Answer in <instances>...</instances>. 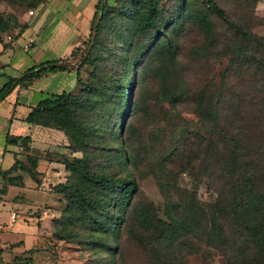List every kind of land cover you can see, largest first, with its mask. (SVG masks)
Returning a JSON list of instances; mask_svg holds the SVG:
<instances>
[{"label":"rangeland","instance_id":"374dc122","mask_svg":"<svg viewBox=\"0 0 264 264\" xmlns=\"http://www.w3.org/2000/svg\"><path fill=\"white\" fill-rule=\"evenodd\" d=\"M105 1L109 14L93 44L88 42V36L96 0H38L33 7H25L23 1H19L20 6H16L13 1L0 0V21H7L12 26V17H16L17 23L26 27H14L1 32L0 42L5 48L16 47L17 52L22 51L21 56L24 54L30 60H35L34 53L41 51L42 55L39 53L37 57L40 61L43 60L40 56L45 55L50 59H65L72 65V68L64 72H55L58 73L55 78H48L45 74L37 79L35 82L38 85L46 84L47 87H42L41 93L28 97L26 102L31 104L38 97L49 95L45 98H50L62 91L80 97L90 93L91 98L98 102L99 110L80 111L84 107L78 106L75 107L76 116L80 117L82 123L98 130L97 135L89 134L87 140L86 153L90 165L111 176L125 175L124 166L119 167L116 162V145L110 136L114 123L120 127V138L125 146L123 153L134 157L126 170L137 185L130 205L125 209L126 219L112 240V226L107 232L98 230L93 222L82 219L83 214L77 205L54 188L68 178L67 172L61 178L43 179L41 173L35 170L38 181L34 182L25 172L17 170L22 181L16 185H8L6 176L4 178L0 173V226L5 231L4 236L0 237V251H3L0 264H225L219 251L205 245L206 238L198 231L179 239V242L166 249L160 242L159 232L154 228L142 230L136 224L133 213L145 209L156 218L164 220L165 202L156 183L157 178L166 182L169 194L194 191L199 201L212 203L215 194L206 185L209 179L217 176L223 154L219 152L221 147L216 152L212 146L213 141L217 140L211 138L209 143L207 140L210 136L217 138L221 128H232L230 130L236 134L237 147L249 152L250 159L257 163V169L264 171V120H258L255 111L246 113L245 109L239 108L235 124L226 118V126L220 122L216 125L208 124L191 112L193 97L202 92L212 94L219 91V75L226 67L230 55L226 50L229 45L227 38L232 31L213 14H208L213 23L209 35L202 34L189 22L177 34L167 26L165 32L171 35L175 46L173 62L160 65L159 60L150 59V49L149 53L140 57L136 67L126 72L122 61L123 51L128 49L125 41L131 9L121 10L119 2L122 0ZM178 1L180 3L182 0H160L159 6L162 7L164 18L173 13ZM193 1L182 7L185 13H204L202 0ZM214 1L230 21L248 32L264 36V0ZM29 10L32 11L30 14ZM18 31L19 36L15 37ZM27 39H31L32 43L24 49L22 45ZM88 50L92 54V64L79 65L80 58ZM223 51L227 53L219 57L218 54ZM158 69H165L169 73V87L174 86L184 92L175 109L166 101L156 98L159 95L156 94L159 83L155 78ZM126 75L129 78L126 84L127 110L116 117L118 98L113 88L120 89ZM77 78L79 82L75 80ZM24 97L18 100L21 102L14 116L22 117L28 112ZM223 97L219 96L221 103ZM224 108H227L225 103ZM118 118L121 123L115 122ZM2 124L0 121V154L3 147ZM43 128H36L31 134L33 138L30 136L31 140L21 139L16 143L17 151H10L14 161L29 166L27 157L36 156L37 160L52 158L64 164L75 157H81L80 152H73L67 145H63L67 144V140L61 131ZM4 138L11 137L6 135ZM61 147L66 148L68 154H62ZM9 160L6 154L0 155L1 170L6 169ZM57 172L61 171L57 169ZM260 178L262 180V176ZM261 187L264 189V184ZM51 191L55 196H51L52 201H49ZM113 201L114 198L103 211L108 213L104 215L109 221L117 212L111 205ZM36 204L59 212L58 216L61 213L60 223L52 227L48 220L51 214L46 212L47 218L44 216L41 227L38 229L36 225V228ZM12 214L17 223L9 229L10 223H13ZM11 229L20 235H27V238L12 237L14 234L11 235ZM56 230L61 232L62 239L55 237ZM23 239L28 250H21ZM114 246L116 250L113 253Z\"/></svg>","mask_w":264,"mask_h":264},{"label":"trees","instance_id":"16d2710c","mask_svg":"<svg viewBox=\"0 0 264 264\" xmlns=\"http://www.w3.org/2000/svg\"><path fill=\"white\" fill-rule=\"evenodd\" d=\"M20 6L19 1L25 3V7H33L38 0H8ZM193 0L178 1L172 14L163 17L160 0H122L119 2L121 10L131 9L129 25L126 29L125 45L128 49L123 51L122 65L126 72L133 66L136 67L140 57L149 53L150 59L159 60L163 63H172L174 60V44L171 35L165 32V27L172 31H181L185 23L196 26L202 34H210L213 23L208 14H213L225 23L232 32L227 38L230 52L229 60L219 75V91L212 94L200 93L192 99L194 112L204 122L212 125L222 123L227 125L236 119L238 109H245L246 113L255 111V117L264 120V36L253 34L241 28L234 21H230L225 12L214 0H202L204 13L188 15L182 9ZM194 2V1H193ZM253 5V4H252ZM108 5L105 0H96L89 23L88 42L94 44L97 34L103 28L108 17ZM253 9V6H251ZM13 25L7 21H0V33L14 27L26 28L17 23L16 17H12ZM93 31V37L91 32ZM19 36V31L15 37ZM211 37V36H210ZM90 50V49H89ZM80 58V64H92L90 51ZM227 51L219 53L224 56ZM72 68L65 59L57 58L45 60L36 65L26 68L19 76L9 78L0 87V100L16 85L26 86L30 81L38 79L47 73L64 71ZM77 72V71H75ZM125 74V72H124ZM155 78L159 83V91L156 98L166 101L171 108H176L182 90L174 86L169 87L170 75L165 69H158ZM125 82L120 89H114L117 105L116 117L127 110L128 96L126 84L129 78L124 76ZM79 82V79H75ZM116 88V87H115ZM87 94V93H86ZM90 94V93H89ZM87 94L84 97L62 91L50 98L39 100L32 106L24 122L30 125L54 128L59 130L67 140V147L73 152H80V158H74L71 162H64V168L68 173L63 183H58L54 188L72 204L80 208L82 219L93 222L96 228L107 232L110 227L113 231L112 240L119 231V226L126 219L125 209L135 194L137 185L133 177L127 173V165L134 161L132 155H124V141L120 138V127L115 123L110 130V136L114 138L116 145V162L119 167L124 166V176H111L104 170H95L88 161L86 146L89 134L97 135L98 130L91 125L81 122L76 116L78 106L80 111L99 110L98 102H95ZM216 94V95H215ZM224 95L222 103L219 96ZM215 98V99H214ZM224 103L227 108H224ZM232 117H231V116ZM81 116V114H80ZM235 117V118H234ZM121 123L120 119L115 122ZM232 128H221L217 138H211L215 151L220 148L223 159L220 161L219 172L215 178L209 179L207 187L214 192L215 199L212 203L199 201L194 191L184 190L182 194H169L166 182L157 178V185L164 197L163 215L164 220L156 218L145 209H141L135 215L136 224L144 231L153 229L159 232L161 244L167 249L179 242V239L187 235L195 234L196 231L206 238L207 246H212L219 251L225 264H264V171L257 169L255 161L249 157L240 147H237V138ZM237 132V129H236ZM198 137V135H195ZM28 141V137L6 138L5 142L15 145L16 140ZM242 141V140H241ZM183 143L185 140L182 141ZM224 146V147H223ZM27 150V147H25ZM245 151V152H244ZM218 154V153H217ZM29 166L15 160L9 170L25 171L29 177L37 182L34 170L36 160L27 157ZM262 176V180L261 177ZM5 178V174H3ZM8 183L20 181V176L7 177ZM259 183L261 185H259ZM113 193H116L115 195ZM114 198L113 209H117L116 216L111 221L105 219L108 213L103 212L106 204ZM69 207V203L67 205ZM105 214V215H104ZM59 216L50 220L53 225L60 223ZM72 217V214H70ZM55 237L62 239L61 232L55 231ZM116 246L112 252L114 253Z\"/></svg>","mask_w":264,"mask_h":264},{"label":"crops","instance_id":"0c3cea01","mask_svg":"<svg viewBox=\"0 0 264 264\" xmlns=\"http://www.w3.org/2000/svg\"><path fill=\"white\" fill-rule=\"evenodd\" d=\"M34 28H36V26ZM15 48L14 47L13 48H5V46H3L1 44V42H0V87L9 78H13V77L19 76L20 75L19 74L20 71L25 70L26 68H28L30 66L36 65L39 62H42L44 60V57H47L45 60H51L48 56H45L44 54H43L44 56H40V59H43V60H41V61L38 60L37 57H38L39 53L42 55L41 51L34 53L33 56H34L35 60H30L28 58H25L24 54H23V56H21V54H22L21 52L22 51L17 52V50ZM7 71H9L8 74H6ZM64 71H61V72H64ZM57 74L58 73H55V72L54 73H49V74L47 73V76H48V78H55L57 76ZM47 76L45 78H43V79H46ZM36 80L37 79H34V80L30 81V83H28L26 86L16 85L15 87H13L10 90V92L2 100H0V121L3 122L2 127L4 128V130L1 131L2 135H3V147H2V153L0 155L3 156L4 154H6L7 156L10 157V160H9L7 166H6V169H3V170L0 169V173L2 174V177H3V174L6 173L5 174L6 178L7 177L20 176V181H18V182L15 181L13 185H16V183L20 184L21 181H22L21 175L18 173L19 169L8 171L10 166L14 162V159L12 157V153H10V151L12 150L13 152H16L17 151V149H16V145L17 144L12 145V144L6 143L4 137L6 135H8V137H24V136H26V137L29 138V140H31L33 138L31 136V134L36 128L44 129L41 126L30 125V124H27L26 122H24V118L26 117L28 112L22 117L14 116L15 109H16L17 105H19L20 102H21V100L18 101L20 99V97L25 96L24 97V104L27 107H29V109L32 106H34L39 100H42L45 97H49V95L41 96V97H38L35 102H32L31 104H27L26 101H27L28 97H30L31 95L34 96L37 93H41L43 91V88L47 87L46 84L38 85V83L35 82ZM51 94H54V93H51ZM58 132L59 131H57V133ZM59 133H61V132H59ZM20 141H21V139H19V141H17L16 143H19ZM31 145L34 146V143L32 141H31ZM63 145L66 146L67 144H63ZM39 146H41V145H39ZM60 152L62 154H68V150H66V148H62L61 147ZM33 158L36 160L34 170H36L38 173H41L40 176L43 179H51V178H55V177H58V176H60V178H61L63 175L65 176L66 170L64 168V164L58 163L52 158H46V159L45 158H43V159L40 158L38 160H37L36 156H34ZM41 165H43L42 168H41ZM36 166H37V169H36ZM57 169H59L61 172L60 173L57 172ZM23 172H25V171H23ZM54 173L56 175H53ZM36 176H37V174H36ZM36 179L38 181V176L36 177ZM59 180L57 182H62V181H59ZM5 181L7 182L8 185H11V184L8 183L7 179H5ZM2 184H4V182ZM4 190H5V186H3L2 191H4ZM54 194L55 193H53V192H52V194L49 193V198H50L49 201H52L51 196H53ZM45 196L47 197L48 195L45 194ZM34 209L36 210V213H37V215H36L37 217L36 218L34 217V219H35V227L37 228V226H38V229H39V227H41V224H42L41 222L45 219L44 216H46V212H48L49 215L51 214L49 216V219H48L49 222H50V220L52 218L57 217L58 213H59V212L57 213V211H55V210L50 211V210L47 209V207L45 208L44 206L40 207L39 204H36L34 206ZM55 212H56V214H54ZM13 218H11L13 223H10L9 229H10V226H15L16 223H17V222H15V219H13ZM46 218H47V216H46ZM10 222H11V220H10ZM4 224H3V226H4ZM0 225H1V223H0ZM13 229H14V227H13ZM5 230H7V229H5ZM1 231H2V233H0V237L4 236V233H5L4 229H2V226H0V232ZM12 231H13V233L11 232V235L14 234L12 237L21 236L22 238H27V235H24V234L20 235V233H18V232L15 233L14 232L15 230H12ZM25 244H26V242L23 239V243L21 244V246H22L21 250H23V249L24 250H28V248L26 247ZM1 246H2V244H1ZM2 255H3V251H0V257ZM6 263H8V261Z\"/></svg>","mask_w":264,"mask_h":264},{"label":"built area","instance_id":"2783aa9c","mask_svg":"<svg viewBox=\"0 0 264 264\" xmlns=\"http://www.w3.org/2000/svg\"><path fill=\"white\" fill-rule=\"evenodd\" d=\"M32 11L31 10H29L28 11V13L30 14ZM7 37V39H9V36H6ZM31 43H32V40L31 39H27V41H25V43H23V48L24 49H27L30 45H31ZM14 217V214H12L11 215V218H13Z\"/></svg>","mask_w":264,"mask_h":264},{"label":"water","instance_id":"95a60500","mask_svg":"<svg viewBox=\"0 0 264 264\" xmlns=\"http://www.w3.org/2000/svg\"><path fill=\"white\" fill-rule=\"evenodd\" d=\"M92 36H93V31H92V33H91V37H90L91 39H92Z\"/></svg>","mask_w":264,"mask_h":264}]
</instances>
